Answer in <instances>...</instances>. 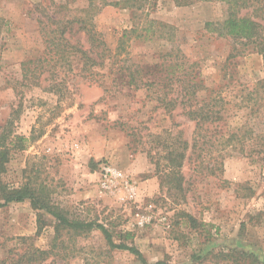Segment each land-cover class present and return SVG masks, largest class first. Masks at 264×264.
<instances>
[{
  "label": "rangeland",
  "instance_id": "obj_1",
  "mask_svg": "<svg viewBox=\"0 0 264 264\" xmlns=\"http://www.w3.org/2000/svg\"><path fill=\"white\" fill-rule=\"evenodd\" d=\"M243 1L239 16L264 26V0ZM104 2L122 0H0V146L9 157L0 182L28 185L69 219L104 226L146 264H252L251 255L264 261L260 143L247 140L245 153L238 145L222 157L218 142L239 127L241 136L262 132L252 103H242L250 93L258 98L262 56L205 32L206 23L226 19L222 2L153 0L144 14ZM89 18L104 54L89 53L82 29ZM150 20L171 27L157 30L173 42L134 34L118 50L125 31H141ZM234 50L239 55L227 61ZM92 60L105 64L94 75ZM193 63L225 105L224 121L205 126L195 153V122L181 103L167 106L183 92L172 72L180 77ZM105 166L118 172L113 190L103 189ZM31 248L47 252L42 264H145L112 248L99 230L57 234L55 220L29 200L1 208L0 261Z\"/></svg>",
  "mask_w": 264,
  "mask_h": 264
},
{
  "label": "trees",
  "instance_id": "obj_2",
  "mask_svg": "<svg viewBox=\"0 0 264 264\" xmlns=\"http://www.w3.org/2000/svg\"><path fill=\"white\" fill-rule=\"evenodd\" d=\"M153 0H122L117 3H109L104 2V6H120L123 5L125 9L131 8L136 12H142L144 14V10L147 6L151 5ZM175 5L177 6H187L190 4H194L197 2H222L227 6V17L221 22H208L205 25V32L207 34H211L217 36V38H229L231 40L236 41L237 44L242 45L243 47H252L253 51L257 52L263 58L264 63V26L257 23L251 18L248 17H240V8L244 7L243 0H173ZM125 5H124V4ZM93 6H90V9ZM157 28H160L163 32L164 30H171L172 28L163 24L158 23L157 21L150 20L146 23V26L139 31L138 28H132L129 31H125L123 37L120 39L118 50H125L126 43L128 39H130V35L136 34V39L141 40H152L157 33H160L158 39H164L168 42H173L171 39L172 35L169 37H164L161 31H158ZM82 29L86 31L89 36V40L91 42V49L89 53L96 54L100 50L104 54L107 50L104 42L98 39V33L95 30V25L93 23V18L87 19L85 22H82ZM169 34V33H167ZM235 54H231L227 61L230 59L236 58L239 55L238 50ZM83 55H86L87 52H83ZM105 64L103 62H96L92 60L89 71L91 75H94V70L96 67H104ZM197 63H193L192 66L188 67L187 71L181 72L180 77H175L174 72H172V77L170 80H175L176 82L181 81L183 83V92L182 95H179L177 99H171L167 106H170L172 109L176 108L178 103L184 105V108L187 110L184 111V115L189 118V120L195 122L196 129L194 132V137L192 139V147L191 150L194 151L199 146L201 139L205 138L202 135V132L206 125L213 126L217 125L220 122L224 121V109L225 105L224 99L221 97V94H217L213 96V90H209L206 86V80L201 79L202 76L196 73ZM113 68V65H110ZM192 69V70H191ZM195 69V70H194ZM224 69V68H223ZM264 69V68H263ZM111 70V69H110ZM181 71V70H180ZM132 76V74L130 75ZM130 83L138 87V85H143L142 80L131 77ZM258 86H260L259 90L255 91L258 95V98L253 97L254 94H248L243 100L242 103L249 102L252 103L250 106V113L252 116L258 120V125L262 124L263 128L260 134H257L258 137H253L252 134L254 129H250L244 132L241 136V132H243V127H239L234 129L232 132H227L219 137L218 142L221 146H223L224 152L221 153V156H224V153L231 154L236 152L237 146H241L239 152L245 153V145L248 141H252V143L259 142L261 146V150L258 152L262 156V160L264 162V80L258 82ZM261 90V91H260ZM209 93L208 96L203 98L204 93ZM178 99L180 102H178ZM218 127V126H216ZM218 129V128H217ZM248 129V128H246ZM19 142H26L27 139L25 137H18ZM256 139V140H255ZM254 140V141H253ZM250 144V143H249ZM249 147V145H248ZM178 157L176 156L175 159ZM8 152L0 146V174L5 169V164L8 162ZM219 162V166H222V163ZM218 165V164H217ZM217 170L220 168H216ZM29 200L32 204V207L36 211H46L54 220H55V230L57 234L61 232V230H65L68 233L75 234H84L88 231L99 230L105 236L108 244L115 249L129 251L134 254L140 260L144 261L142 258V254L134 247H130L126 244H115L113 242L111 234L106 230V228L100 224H96L94 222H83L79 220H71L69 219L65 213L58 207L50 206L46 204V202L39 196L36 190L32 189L30 186H23L20 188H10L7 185L0 182V209L7 206L10 203L16 202H24ZM27 241V240H26ZM47 252L43 251L39 248H31L29 253L16 256V258H8L6 260L0 261V264H42L46 261L45 256ZM253 260L252 264H264V261L258 260L254 255H251ZM146 264V262L144 261Z\"/></svg>",
  "mask_w": 264,
  "mask_h": 264
},
{
  "label": "built area",
  "instance_id": "obj_3",
  "mask_svg": "<svg viewBox=\"0 0 264 264\" xmlns=\"http://www.w3.org/2000/svg\"><path fill=\"white\" fill-rule=\"evenodd\" d=\"M102 176H103V182L102 186L103 189L106 190H113L115 188V182L118 179V172L114 170L111 167H103L102 168Z\"/></svg>",
  "mask_w": 264,
  "mask_h": 264
}]
</instances>
